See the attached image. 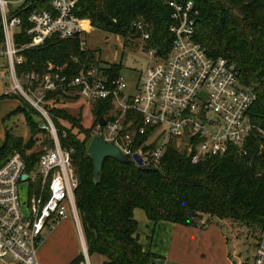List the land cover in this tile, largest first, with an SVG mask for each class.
Segmentation results:
<instances>
[{"label": "trees", "instance_id": "16d2710c", "mask_svg": "<svg viewBox=\"0 0 264 264\" xmlns=\"http://www.w3.org/2000/svg\"><path fill=\"white\" fill-rule=\"evenodd\" d=\"M169 1L76 0L74 11L80 17L89 18L94 28L124 37L134 35L138 28L133 31V23L141 22L149 34L145 40L165 53L172 38L168 25L173 8ZM193 3L198 9L195 39L210 54L232 60L238 69L239 80L256 91V99L249 110L254 127L243 141V149L231 145L223 154L208 155L192 162L186 150H177L171 142L153 165H141L131 158L127 161L105 158L101 179L95 183L87 144L99 117L108 113L111 101L98 99L92 102L95 118L85 126L80 115L75 116L65 106L57 104L59 100H66L67 94L58 90L45 92L43 106L56 127L60 145L70 150L77 177L74 199L87 252L103 254L105 264H151L155 257L138 241L133 215L135 207L143 208L153 221L166 219L204 227L216 216L240 224L252 222L260 232L264 231V134L260 131H264V0H193ZM49 5L50 0H25L10 10V15L21 18L14 34L17 45L28 40L24 34L27 14ZM82 33L67 38L54 35L41 44L24 48L21 53L25 59L15 64V71L19 75L31 70L41 74L47 70L48 62L54 66L65 65L64 70L71 67L73 72L82 62L99 68L101 61L96 48L80 46L84 39ZM2 45L0 25V47ZM120 68L121 64L113 62L101 69L110 76H117ZM16 97L24 104H17L2 117V121L12 113L24 111L30 138L24 140L5 128L0 144V165L10 152L19 150L31 167L44 151V148L32 150L36 140L32 135L49 130L31 118V109L42 116L40 111L19 93ZM131 114L129 111L128 115ZM145 136H138L134 145L142 142ZM41 143L53 146L50 132L49 138ZM147 147L149 145L144 146ZM82 258L83 254L79 252L67 264H78Z\"/></svg>", "mask_w": 264, "mask_h": 264}, {"label": "built area", "instance_id": "2783aa9c", "mask_svg": "<svg viewBox=\"0 0 264 264\" xmlns=\"http://www.w3.org/2000/svg\"><path fill=\"white\" fill-rule=\"evenodd\" d=\"M12 1L0 0V60L5 58L0 68L1 80L9 88L5 93L16 91L40 111L46 121L42 127L49 130L53 146L45 147L31 167L19 150L10 152L0 165V259L10 255L17 264H39L37 251L43 231L69 213L78 218L74 199L77 177L70 150L60 145L56 127L43 106L47 90H58L68 98H83L90 104L109 99L111 107L103 117L105 124L97 123L91 137L103 133L133 161V154H139L141 165L156 164L171 142L177 150H186L192 162L223 154L231 145L243 149L241 145L254 127L249 110L256 91L239 80L232 60L210 54L195 39L198 9L193 0L169 1L173 8L168 25L170 48L165 53L155 46L148 48L150 57L157 61L140 75L133 92L127 90L121 73L110 76L103 72L101 68L107 66L103 64L98 68L82 62L73 72L71 67L64 70L65 65L48 62L47 70L41 74L34 70L17 74L15 64L25 59L21 53L24 48L54 35L67 38L82 33L90 29L91 23L89 18L75 13L76 0H50L49 7L27 14L24 34L28 40L17 45L13 30L19 29L21 18L9 14ZM134 24L135 28H142L141 22ZM141 36L147 39L149 34L143 30ZM80 46L85 47L84 39ZM73 59L77 60L75 56ZM141 135H146L145 139L134 145ZM21 181L27 186L25 200L20 196ZM81 239L87 255L82 234ZM249 264H264V231L257 236Z\"/></svg>", "mask_w": 264, "mask_h": 264}, {"label": "rangeland", "instance_id": "374dc122", "mask_svg": "<svg viewBox=\"0 0 264 264\" xmlns=\"http://www.w3.org/2000/svg\"><path fill=\"white\" fill-rule=\"evenodd\" d=\"M144 28L145 27L142 26V28L138 29L134 35L127 34L125 37L120 34L94 28V26L82 33V37L85 40V47L96 48V54L101 61V64L108 65L113 62L121 64L120 73L127 82V90L130 92L135 90L139 77L146 70L147 66L157 61L156 58H151L148 53V48L151 45H149V43L140 35ZM16 30L17 27H15L13 31L16 32ZM1 62L5 63L4 56L1 57L0 63ZM6 81H11L9 76H6ZM6 89L9 90L6 83L1 80L0 72V141L3 139L5 128L10 129L14 134L21 135L24 140H27L30 138V131L27 116L24 111L12 113L4 121L1 119L2 116L7 113L6 99L2 97V95L5 94ZM13 93L9 97L14 95L13 98L18 100V104H24L22 99L16 97V91ZM57 104L65 106L68 111L75 116L80 115L82 124L85 126L90 125L95 118L91 110V104L83 98L71 97L66 100L62 99L57 101ZM31 111H33V109H31ZM31 111L29 112L34 122L39 126L46 123L42 116L34 113L35 111ZM66 125L68 126V124ZM32 138L36 139L32 150L45 148L48 146L47 143H41V141L45 138H49V132L44 131L42 133H34ZM19 189L21 198L25 200L27 198L26 182L21 181ZM212 219L218 220L222 223L220 225L223 226L229 236L230 250H233L236 253V261L242 264H249L253 255L256 237L260 233L259 229L254 225L255 223L250 222L249 224H240L216 216H213ZM73 226L75 237L72 234L67 240H62L53 248L49 247L48 239H44L46 232L45 230L43 231V239L42 243L38 246V252L40 251L45 264H63L69 258V254L72 252L73 248L76 250V255L79 252H82L83 254V258L78 264H105V256L103 254L98 252H87V255L85 254L78 228L75 224ZM0 264L17 263L10 255H7L0 259Z\"/></svg>", "mask_w": 264, "mask_h": 264}, {"label": "crops", "instance_id": "0c3cea01", "mask_svg": "<svg viewBox=\"0 0 264 264\" xmlns=\"http://www.w3.org/2000/svg\"><path fill=\"white\" fill-rule=\"evenodd\" d=\"M20 3L21 0H13L10 8H16ZM1 64L2 62L0 68ZM3 98L6 99L7 113L18 104V100L13 97L4 96ZM133 215L137 223L138 241L144 250H150L155 254L151 264H230L237 262L235 251L230 250L229 236L218 220H211L204 227L166 219L153 221L141 207H135ZM74 224L78 228L81 239L82 230L79 217L76 219L71 213L45 229L44 239H48L49 247L53 248L62 240H67L72 234L75 237ZM75 256L76 250L73 248L69 258L63 264H67ZM37 257L39 264H45L40 251H37Z\"/></svg>", "mask_w": 264, "mask_h": 264}, {"label": "water", "instance_id": "95a60500", "mask_svg": "<svg viewBox=\"0 0 264 264\" xmlns=\"http://www.w3.org/2000/svg\"><path fill=\"white\" fill-rule=\"evenodd\" d=\"M132 30H135L134 23ZM99 124H105V119L103 117H99ZM87 151L92 160L93 180L95 183L99 182L101 179L103 162L105 158L112 157L119 161H127L128 159H130L128 153L124 152L113 139H106L103 133L94 134L90 138L87 144ZM133 158L138 164L142 163V158L139 154L134 153ZM22 177H26V173H24Z\"/></svg>", "mask_w": 264, "mask_h": 264}]
</instances>
